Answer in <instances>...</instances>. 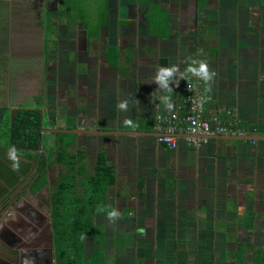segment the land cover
Returning <instances> with one entry per match:
<instances>
[{
  "label": "crops",
  "instance_id": "crops-1",
  "mask_svg": "<svg viewBox=\"0 0 264 264\" xmlns=\"http://www.w3.org/2000/svg\"><path fill=\"white\" fill-rule=\"evenodd\" d=\"M70 1L0 0V189L28 186L41 155L51 162L63 144L82 152L86 174L102 153L116 174L102 201L120 215L94 218L101 242L86 238L87 259L264 264V140L209 138L191 146L181 137L171 149L152 135L42 133L41 149L28 151L10 148L6 134L20 108L41 110L42 127L154 132L156 116L181 105L195 59L215 72L210 83L201 80L204 115L232 108L245 133L264 135V0ZM172 66L178 72L168 110L153 81L158 68ZM45 169L52 185L65 172L63 165ZM26 197L48 217L47 201ZM16 219L18 229L0 220V259L52 264L50 220L34 231ZM28 234L33 246L9 249L14 236L19 243Z\"/></svg>",
  "mask_w": 264,
  "mask_h": 264
},
{
  "label": "trees",
  "instance_id": "trees-1",
  "mask_svg": "<svg viewBox=\"0 0 264 264\" xmlns=\"http://www.w3.org/2000/svg\"><path fill=\"white\" fill-rule=\"evenodd\" d=\"M42 121V111L37 108L15 110L6 132L8 146L13 149L37 150L41 143ZM82 160L80 150L69 153L64 144L55 149V158L51 162L41 155L31 186L35 192L47 184L46 167H65L64 174L57 179L50 195L56 264H96L98 261L96 254L92 259L85 257V240L92 236L94 246L101 242L95 234L100 230L96 229L94 218L107 213V202L102 201V196L106 188L116 181V174L102 153L96 156L91 174L83 172L80 166Z\"/></svg>",
  "mask_w": 264,
  "mask_h": 264
},
{
  "label": "built area",
  "instance_id": "built-area-1",
  "mask_svg": "<svg viewBox=\"0 0 264 264\" xmlns=\"http://www.w3.org/2000/svg\"><path fill=\"white\" fill-rule=\"evenodd\" d=\"M183 91L184 97L178 110L156 116L153 126L157 133L156 142L174 149L181 137L191 146H197L211 135L245 133L232 108H224L216 115H204L205 93L200 79L191 75Z\"/></svg>",
  "mask_w": 264,
  "mask_h": 264
},
{
  "label": "flooded vegetation",
  "instance_id": "flooded-vegetation-1",
  "mask_svg": "<svg viewBox=\"0 0 264 264\" xmlns=\"http://www.w3.org/2000/svg\"><path fill=\"white\" fill-rule=\"evenodd\" d=\"M47 175H48V182L47 184L42 187L40 190L38 191H33L31 189V186L33 184L34 181V175L31 178V181L29 183L28 186H23L22 189L18 190L15 193H8L7 191H9V188L7 187V189H5V187L1 190L0 189V220L2 219L3 221H5L6 223H9L10 226L14 227V229H18L20 224L17 221V218H20L18 220L23 221L24 219H26L29 224V228L31 227L34 231H36L35 226L37 225V227L42 228V226H44V223L46 220H50V223H52V216H51V207H50V195L51 192L53 190V185L50 183L49 181V171L46 169ZM60 177V176H59ZM58 177V178H59ZM28 187V189H27ZM5 189V190H4ZM7 190V191H6ZM21 191V192H20ZM29 192L31 195H38L41 196L42 201H47L48 204V208H49V213H48V217L44 216V212H40L38 210H35V208L31 205L28 204V201H30L28 199V197H26V193ZM18 204H16V202H18ZM10 206H13V209H10ZM8 211V212H6ZM6 212V213H5ZM22 216L24 217V219L22 220ZM33 224L35 226H33ZM51 224H49L50 226ZM53 228V225H52ZM54 234V231H53ZM14 240L10 243V248H14V250H18L20 249L21 252L22 250H24L25 248L30 247L31 245H34V241H32V235L28 234L22 237V240L17 241L16 237H13ZM3 249V246L1 247V242H0V251ZM51 253L53 255V263L52 264H56V253H55V242H51ZM43 253L46 254V256H48L49 254V249L43 251ZM0 255H2V253H0ZM0 264H5L2 259H0ZM49 264V263H48Z\"/></svg>",
  "mask_w": 264,
  "mask_h": 264
},
{
  "label": "clouds",
  "instance_id": "clouds-1",
  "mask_svg": "<svg viewBox=\"0 0 264 264\" xmlns=\"http://www.w3.org/2000/svg\"><path fill=\"white\" fill-rule=\"evenodd\" d=\"M202 51V50H201ZM178 69L176 66L168 67H160L157 69V73L154 77V83L158 85L159 89L165 93L164 95L160 96L162 103L164 104L165 108L168 110H172L174 105L171 101L170 95L173 91V88L170 87V81L176 76ZM186 73L191 74L192 76L197 77L198 79L202 80L206 84L210 83L213 78L215 77V72L209 69L208 64L204 60H195L191 59L190 63L186 68ZM183 77V74H181ZM151 95V94H150ZM119 110L126 111L127 110V102L121 101L117 105ZM125 126H134L132 120L125 118L124 120ZM14 167H18V165H14ZM119 212L112 210L107 213L108 219L110 222H114L116 219L119 218Z\"/></svg>",
  "mask_w": 264,
  "mask_h": 264
},
{
  "label": "water",
  "instance_id": "water-1",
  "mask_svg": "<svg viewBox=\"0 0 264 264\" xmlns=\"http://www.w3.org/2000/svg\"><path fill=\"white\" fill-rule=\"evenodd\" d=\"M13 120V112L11 113V122ZM42 133H72V134H106V135H116V134H142V135H152L156 136V132L147 131H128V130H101V129H81V128H63V127H42L40 129V140ZM209 138L215 139H230V140H264V135L258 133H243V134H228V135H211ZM38 149H41L39 145ZM28 189V187H27Z\"/></svg>",
  "mask_w": 264,
  "mask_h": 264
},
{
  "label": "rangeland",
  "instance_id": "rangeland-1",
  "mask_svg": "<svg viewBox=\"0 0 264 264\" xmlns=\"http://www.w3.org/2000/svg\"><path fill=\"white\" fill-rule=\"evenodd\" d=\"M71 1H70V3H71ZM74 1H75V3H77V5L79 4V2L77 0H74ZM24 104H27V103H24ZM46 135L48 136V138L55 137V133H46ZM4 141H5V138L2 139V142H4ZM8 173H10V171H8Z\"/></svg>",
  "mask_w": 264,
  "mask_h": 264
}]
</instances>
